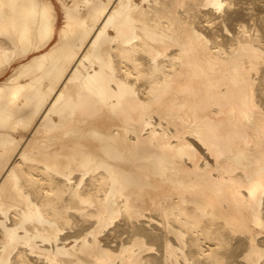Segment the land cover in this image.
Instances as JSON below:
<instances>
[{
	"label": "bare ground",
	"instance_id": "6f19581e",
	"mask_svg": "<svg viewBox=\"0 0 264 264\" xmlns=\"http://www.w3.org/2000/svg\"><path fill=\"white\" fill-rule=\"evenodd\" d=\"M0 264H264V0H0Z\"/></svg>",
	"mask_w": 264,
	"mask_h": 264
},
{
	"label": "snow or ice",
	"instance_id": "6c2138e0",
	"mask_svg": "<svg viewBox=\"0 0 264 264\" xmlns=\"http://www.w3.org/2000/svg\"><path fill=\"white\" fill-rule=\"evenodd\" d=\"M205 6H206V7L216 8L217 11H219V10H220V7H221V6L219 5V3L206 4Z\"/></svg>",
	"mask_w": 264,
	"mask_h": 264
}]
</instances>
